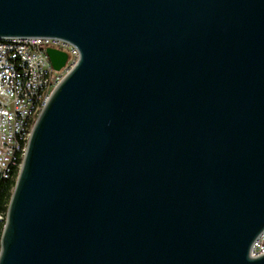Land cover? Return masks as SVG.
<instances>
[{
    "label": "water",
    "instance_id": "water-1",
    "mask_svg": "<svg viewBox=\"0 0 264 264\" xmlns=\"http://www.w3.org/2000/svg\"><path fill=\"white\" fill-rule=\"evenodd\" d=\"M30 37L78 57L30 130L0 264H264V0H0V40Z\"/></svg>",
    "mask_w": 264,
    "mask_h": 264
},
{
    "label": "built area",
    "instance_id": "built-area-1",
    "mask_svg": "<svg viewBox=\"0 0 264 264\" xmlns=\"http://www.w3.org/2000/svg\"><path fill=\"white\" fill-rule=\"evenodd\" d=\"M45 48L63 52V67L51 68ZM77 51L55 38L0 40V175L19 169L32 125L50 92L76 63ZM18 159V163H17ZM264 252V231L253 241L250 256Z\"/></svg>",
    "mask_w": 264,
    "mask_h": 264
},
{
    "label": "trees",
    "instance_id": "trees-1",
    "mask_svg": "<svg viewBox=\"0 0 264 264\" xmlns=\"http://www.w3.org/2000/svg\"><path fill=\"white\" fill-rule=\"evenodd\" d=\"M18 163V159H17ZM16 164L9 166L4 176L0 175V234L3 227L5 211L16 176Z\"/></svg>",
    "mask_w": 264,
    "mask_h": 264
}]
</instances>
